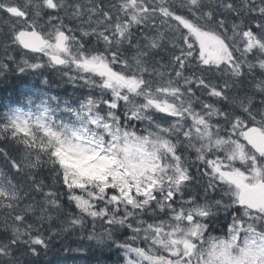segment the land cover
<instances>
[{
    "label": "snow or ice",
    "instance_id": "obj_1",
    "mask_svg": "<svg viewBox=\"0 0 264 264\" xmlns=\"http://www.w3.org/2000/svg\"><path fill=\"white\" fill-rule=\"evenodd\" d=\"M205 37L224 53L209 58ZM49 68L89 93L0 118V264L121 229L125 264H264V148L249 135L264 136V0H0V76ZM60 155L115 179L83 180ZM221 213L225 238L211 235Z\"/></svg>",
    "mask_w": 264,
    "mask_h": 264
},
{
    "label": "trees",
    "instance_id": "obj_2",
    "mask_svg": "<svg viewBox=\"0 0 264 264\" xmlns=\"http://www.w3.org/2000/svg\"><path fill=\"white\" fill-rule=\"evenodd\" d=\"M9 74H7V78ZM27 77L28 81L25 84L33 85V83L37 81V75H29ZM3 84L5 83H0V85ZM13 84L14 83H10V85ZM49 85H52L51 82H49ZM0 170L7 172V168L3 164H0ZM227 222L228 219H226L223 214L219 215L213 231H217L220 228L222 229ZM54 226L58 227L59 225L56 224ZM120 232L126 234V238L122 240L124 243L129 239L131 233L127 229H121ZM62 237L64 238L62 239ZM76 238H79V240H76ZM95 241L94 239L87 238L86 231H69L58 238L50 240L46 252L41 251L40 256L34 258L35 264H125L123 252H113L110 254L107 249H102L100 247H97L99 250H96ZM64 247L67 248L65 249ZM81 248L86 251H77V249Z\"/></svg>",
    "mask_w": 264,
    "mask_h": 264
},
{
    "label": "bare ground",
    "instance_id": "obj_3",
    "mask_svg": "<svg viewBox=\"0 0 264 264\" xmlns=\"http://www.w3.org/2000/svg\"><path fill=\"white\" fill-rule=\"evenodd\" d=\"M5 84L3 85H0V94L1 93H4V94H7L8 91L10 89H14V92H12V94H10L9 98L12 97V98H22V97H27L26 95H24L22 92H23V89L20 93L19 91V87L18 86H15L16 84H22V85H26L25 83L28 81V77H21V78H18L14 75H12L11 73L9 74L8 78H4L3 79ZM10 83H14L13 85H10ZM15 86V87H14ZM5 97V96H3ZM64 237H62L63 239ZM65 248V247H64ZM67 248V247H66ZM65 248V249H66ZM64 249V250H65Z\"/></svg>",
    "mask_w": 264,
    "mask_h": 264
},
{
    "label": "rangeland",
    "instance_id": "obj_4",
    "mask_svg": "<svg viewBox=\"0 0 264 264\" xmlns=\"http://www.w3.org/2000/svg\"><path fill=\"white\" fill-rule=\"evenodd\" d=\"M206 39H208L209 50L213 51L214 53H216V52H219L220 54H223L224 53V51H225L224 46H223V44L219 40H216L214 38H206ZM215 41H219L217 45L214 43ZM212 44H215L216 47L215 48L212 47L213 46ZM3 79H4L3 77H0V83H3L4 82ZM11 90L14 91L13 88ZM60 157H62L64 160H69V158H67V157H65L63 155H60ZM76 168H78L81 171H84V169H86L88 172H93V168L92 167H85V165L82 166L81 164H76ZM123 175L131 176L130 173H124ZM128 191H131V187L130 186H126V188H125V194ZM76 240H79V238H76ZM95 249L96 250H99L97 247H95Z\"/></svg>",
    "mask_w": 264,
    "mask_h": 264
},
{
    "label": "water",
    "instance_id": "obj_5",
    "mask_svg": "<svg viewBox=\"0 0 264 264\" xmlns=\"http://www.w3.org/2000/svg\"><path fill=\"white\" fill-rule=\"evenodd\" d=\"M250 135V137H251V142L252 143H254L255 142V139H256V137H254L251 133L249 134Z\"/></svg>",
    "mask_w": 264,
    "mask_h": 264
}]
</instances>
